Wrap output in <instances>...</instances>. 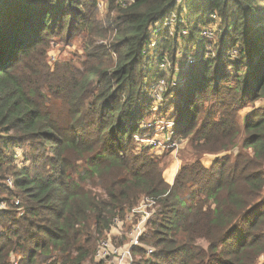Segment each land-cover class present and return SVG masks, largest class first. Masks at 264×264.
<instances>
[{
    "label": "trees",
    "instance_id": "trees-1",
    "mask_svg": "<svg viewBox=\"0 0 264 264\" xmlns=\"http://www.w3.org/2000/svg\"><path fill=\"white\" fill-rule=\"evenodd\" d=\"M97 2L0 0V198L11 202L0 212V264H97L113 220L124 222L144 201L159 213L135 264H260L264 109L242 126L238 113L264 100V0H135L117 9L106 50L53 68L52 45L94 29L86 10L94 13ZM172 15L171 39L170 28L165 37L156 25ZM216 25V56L206 57L202 29ZM165 58L178 65L182 84L157 102L148 87L178 75L159 68ZM170 99L171 132L192 137L198 156L225 154L245 134L241 151L209 168L197 159L168 184L136 143L155 129L146 117L156 104Z\"/></svg>",
    "mask_w": 264,
    "mask_h": 264
},
{
    "label": "rangeland",
    "instance_id": "rangeland-1",
    "mask_svg": "<svg viewBox=\"0 0 264 264\" xmlns=\"http://www.w3.org/2000/svg\"><path fill=\"white\" fill-rule=\"evenodd\" d=\"M135 2V0H118V3H116L113 6L110 5L108 0H98V10H95L94 13H90L89 10H86L87 16H88V23H90L92 18V21L95 22V28H87L83 30H79L74 32L73 36L71 37V40L67 43H62L61 41H55L54 45H52L50 50V65L54 68L55 64H61L65 61H78L83 60L86 51L87 50H94L96 52H101V50H106L105 47L112 44L115 40V33H114V23L116 22V19L118 17L117 15V9L118 8H124L125 6H130ZM178 3H182V0H177ZM120 5V7H119ZM90 10H93V8H90ZM219 25L214 26L216 29L215 31V38L213 40L206 39L205 41L209 44L208 46L213 47V44L211 42H217L219 38L216 39V32L219 35L221 33L220 28L218 29ZM67 33V28L63 35ZM171 38V36H170ZM172 39V38H171ZM216 40V41H215ZM104 46V47H102ZM205 45V56H212L215 57L216 53L212 51L210 47ZM201 53L199 43H196L193 46L192 54L195 56H199ZM182 55L180 52H178L177 58L178 60L181 59ZM171 64V65H170ZM169 66H166L168 70L174 71L178 75L175 80H180L179 78V71H178V65L176 68L172 65L170 62ZM165 68V69H166ZM154 87V83L151 84L148 87L149 94L151 90ZM228 95V93H226ZM211 99V97H209ZM157 102H162L161 100H156ZM172 100H167L163 104L157 103L153 112L150 113L146 117V124L153 125L155 128L152 132H149L144 139L138 140L136 143L137 153L143 154L145 157H148L152 160H154L156 163L159 164L160 169L163 173V178L168 184H172L174 182V179L178 172L187 165L193 164L197 159L201 160V163L204 165V167L209 168L214 160L216 158H221L224 155L227 154H236L237 151H241L242 149V140L246 138V135L243 134L238 140H236L233 145L230 147V151L227 153H214L210 155H206L207 153L201 154L198 156L195 152V147L193 146V139L192 137H181L177 135H172V130L174 129V123L170 121L169 116L174 112L173 108H170L169 111L166 109V106H170V102ZM163 106V107H162ZM264 109V100H259L257 102L251 103L247 108L243 109L241 112H239V118L238 123L240 126H242L244 119L247 117L253 115L256 112L261 111ZM210 109L208 108L206 110V113L209 112ZM207 118V116L201 117V120L198 124L200 126L202 122ZM211 128V127H210ZM221 142L212 143L209 148L212 150L214 148H219ZM223 143V142H222ZM225 144V143H224ZM235 146L233 149L232 147ZM19 159L20 161H23L22 153L19 152ZM83 175V173L81 174ZM11 180L12 179H7ZM8 182V181H7ZM10 187V185H9ZM3 198H0V210L5 211L6 209L10 208V201L7 199L1 200ZM145 204H141L135 209H148V204H152L150 202L144 201ZM154 210L152 218L155 219L157 214V207H153ZM134 209V210H135ZM152 210V209H151ZM1 211V212H2ZM150 211V210H149ZM160 211V210H159ZM156 214V215H155ZM155 216V217H154ZM127 218H130L131 221H127L125 224V230L124 233L127 234L130 231V226L132 223H137V218L133 214V212L129 213ZM152 221V220H151ZM150 226L149 229H146V232H150ZM105 238V237H103ZM101 238L100 240H103ZM108 240L113 241V238L109 235L107 236ZM106 239V238H105ZM114 244H116V241H113ZM121 244L123 242L119 241L117 244ZM138 260V259H137ZM136 261V260H135ZM104 264H110L104 263ZM260 264H264V256L260 260Z\"/></svg>",
    "mask_w": 264,
    "mask_h": 264
},
{
    "label": "built area",
    "instance_id": "built-area-1",
    "mask_svg": "<svg viewBox=\"0 0 264 264\" xmlns=\"http://www.w3.org/2000/svg\"><path fill=\"white\" fill-rule=\"evenodd\" d=\"M211 18L212 20H218L215 15H212ZM177 22L178 19L176 15H172L169 18H167L163 23H158L156 27L159 28V32L163 33L165 37L168 36L167 34H165L167 28H170L172 32L170 36H172L173 30L177 25ZM215 31L216 29L214 27H205L202 29V36L204 39L206 38L213 40L215 38ZM182 35L184 37H189L190 33L184 30L182 32ZM157 39L158 37L155 36L154 40L152 41V44L148 47L146 51V55H148V58H154L156 55L155 49L157 47ZM208 45L209 44L207 43V46ZM233 54L237 55L235 51L233 52ZM196 62H197V58L195 57L194 58L190 57L188 60V64H195ZM169 64H170L169 59L165 58L164 62H162L161 64L159 63V68L161 70H168L166 66H169ZM181 84H182L181 80L172 81L170 83H168L166 80H160L159 83L154 85L152 96L155 100H161L163 99L164 92L166 93L170 89L177 88ZM8 185L12 186L11 180H8ZM146 206L150 208L152 204H148ZM1 211L2 210H0V212ZM152 211L153 210L149 211V209L147 208L144 210L143 209L133 210L132 212L137 218V223L131 224L130 226L131 229L127 234L124 233L125 224L127 223V221H131V219L126 218V220L123 222L119 218H115L113 220V224L116 226V228L112 231L110 236L113 238V241H116V244H114L113 241L108 240V238L101 240L97 245L94 254V261L97 264H104L108 262L110 264H135V250L139 249L142 246V238L143 236H145L146 229L152 218L153 215ZM119 241L123 243L117 244V242ZM152 252L153 250L151 248L147 249L148 254H151Z\"/></svg>",
    "mask_w": 264,
    "mask_h": 264
}]
</instances>
